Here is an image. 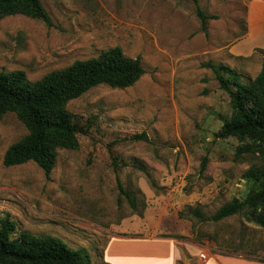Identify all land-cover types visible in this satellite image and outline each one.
I'll use <instances>...</instances> for the list:
<instances>
[{"label": "rangeland", "instance_id": "rangeland-1", "mask_svg": "<svg viewBox=\"0 0 264 264\" xmlns=\"http://www.w3.org/2000/svg\"><path fill=\"white\" fill-rule=\"evenodd\" d=\"M42 4L51 25L21 14L0 19V70L22 69L38 80L119 46L140 57L146 73L130 87L101 84L68 103L79 147L59 149L49 177L33 161L4 165L6 150L27 129L15 113L0 115V220L85 249L89 264H151L150 246L164 249L168 264L174 245L177 264H198L202 251L264 260V228L243 212L213 218L246 197L254 184L243 173L260 160L237 156L236 137L216 136L232 112L230 96L204 66L224 62L244 80L258 75L264 30L260 43H245L250 11L264 25V0ZM198 7L214 15L207 30ZM140 133L147 140L133 138ZM119 184L135 196L136 210Z\"/></svg>", "mask_w": 264, "mask_h": 264}, {"label": "trees", "instance_id": "trees-1", "mask_svg": "<svg viewBox=\"0 0 264 264\" xmlns=\"http://www.w3.org/2000/svg\"><path fill=\"white\" fill-rule=\"evenodd\" d=\"M17 14L51 25L42 0H0V19ZM197 15L202 20L203 30H207V20L214 15H208L200 7ZM204 66L213 70L220 88L230 96L232 112L222 117V126L216 136L224 139L236 137L241 142L237 156L249 153L260 160L259 164L255 163L243 173L254 184L246 197L243 200L234 198L213 218L218 221L243 212L248 221L264 228V61L258 75L249 80H244L241 72L224 62L210 61ZM145 73L142 59L130 58L119 46L104 50L95 57L76 60L70 66L53 70L38 80L29 79L22 69L0 70V115L15 113L27 129V134L6 150L4 165L33 161L49 177L56 165L58 150L79 147L75 115L67 108L68 103L101 84L112 88L130 87ZM133 138L147 140V135L140 133ZM143 167L139 168L150 176ZM119 186L120 194L136 210L135 196L121 184ZM195 215L202 216L199 211ZM251 254L254 252L249 251L246 256ZM89 263L90 254L85 249H72L52 235L34 234L18 227L9 217L0 220V264Z\"/></svg>", "mask_w": 264, "mask_h": 264}, {"label": "crops", "instance_id": "crops-1", "mask_svg": "<svg viewBox=\"0 0 264 264\" xmlns=\"http://www.w3.org/2000/svg\"><path fill=\"white\" fill-rule=\"evenodd\" d=\"M250 13L251 14L248 15L250 23H249V29H248L247 37H246L247 40H246L245 44H247V47L250 44H253V47H254L256 44H258L262 41L259 38V36L264 30V25H262L263 27L261 28V26H259L258 21H255V16H254L253 11L252 12L250 11ZM153 249H155V250L151 253V251ZM202 252H205V251H202ZM149 253H151L150 257H151V259H153V262L151 264H155V263L158 264V262H160L163 259H164V262H162L161 264H166L165 263L166 251L164 249L158 248L156 246H150V249L146 250V254H149ZM168 254L170 255L169 260H168V262H169L168 264H177V260H179L181 258V253L178 249H176L175 245H174L173 249H172V247L169 249L167 255ZM207 254H208V256L206 259H202L197 255L198 256L196 259L197 263L198 264H264V260L255 259V258L254 259H246L244 256L239 257L236 254H234V256L222 255V254H219L216 252L210 253V251L207 252Z\"/></svg>", "mask_w": 264, "mask_h": 264}, {"label": "built area", "instance_id": "built-area-1", "mask_svg": "<svg viewBox=\"0 0 264 264\" xmlns=\"http://www.w3.org/2000/svg\"><path fill=\"white\" fill-rule=\"evenodd\" d=\"M207 256H208V254H207V252L205 251V252H202V253H200V258H202V259H206L207 258Z\"/></svg>", "mask_w": 264, "mask_h": 264}]
</instances>
